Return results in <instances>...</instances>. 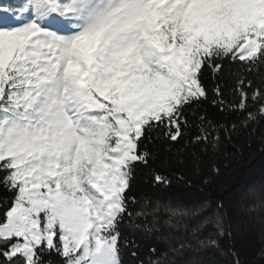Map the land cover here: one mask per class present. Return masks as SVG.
<instances>
[{
	"label": "snow or ice",
	"instance_id": "obj_1",
	"mask_svg": "<svg viewBox=\"0 0 264 264\" xmlns=\"http://www.w3.org/2000/svg\"><path fill=\"white\" fill-rule=\"evenodd\" d=\"M237 62L240 101L231 110L245 114L246 128L264 119V83L248 79L264 68V0H0V189L11 194L0 200V264H54V256L124 264L125 251L136 258V231L125 235L121 225L159 231L155 218L141 226L149 213L133 209L129 195L137 165L156 159L146 141L162 129L177 142L185 109L207 99L204 70L215 76ZM214 91L222 97L219 84ZM198 119L194 166L220 149L208 131L215 125ZM155 181L170 184L159 174ZM223 209L168 208L170 227L197 217L214 231L152 248L150 264L219 249L231 235Z\"/></svg>",
	"mask_w": 264,
	"mask_h": 264
},
{
	"label": "trees",
	"instance_id": "obj_2",
	"mask_svg": "<svg viewBox=\"0 0 264 264\" xmlns=\"http://www.w3.org/2000/svg\"><path fill=\"white\" fill-rule=\"evenodd\" d=\"M242 71L240 62L229 64L223 73L215 76L211 70L205 69L203 83L207 88V99L185 109L188 123L183 128V136L173 142L163 135L161 129L152 134L153 141H146L147 148L156 153V159L147 167L137 165L129 195L136 196L138 201L131 206L133 209L149 213L146 221H138L141 226L145 222L151 226L155 218L159 231L153 228L149 233L142 228L121 225L125 235L136 231L139 243L136 258L130 251H125L124 264H140L141 260L143 264H150L156 259L151 251L154 247L157 252L166 251L181 239L207 238L214 228L211 225L199 227L201 221L197 217L185 218L175 227L164 223L169 219L168 208L195 209L204 202L213 212L218 202L223 203V210L227 213L225 222L231 235L221 238L219 249L189 251L183 257V264H235L236 257L241 264H264L257 259L258 250L264 247V119L245 128L241 126L245 114L231 110L240 101L236 77L232 73ZM248 79L254 86L264 83V68L259 73L248 74ZM217 84L223 92L220 98L214 91ZM217 99L223 102L224 111L221 103H213ZM249 103V110H254L256 106ZM201 115L215 125L208 131L213 137L219 136L220 149L203 154L194 166L192 153L199 151L201 145L193 146L192 141L201 134L198 119ZM233 124L237 125L235 130L231 127ZM156 174L166 177L170 184L156 183ZM10 197V193L0 189V200L7 202ZM251 204L261 205V211L250 213L248 207ZM5 210L0 205V221ZM169 233H174V236H169ZM52 259L54 264H61L60 257Z\"/></svg>",
	"mask_w": 264,
	"mask_h": 264
}]
</instances>
